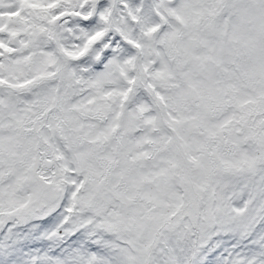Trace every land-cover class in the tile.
<instances>
[{"label": "snow or ice", "instance_id": "1", "mask_svg": "<svg viewBox=\"0 0 264 264\" xmlns=\"http://www.w3.org/2000/svg\"><path fill=\"white\" fill-rule=\"evenodd\" d=\"M0 264H264V0H0Z\"/></svg>", "mask_w": 264, "mask_h": 264}, {"label": "rangeland", "instance_id": "2", "mask_svg": "<svg viewBox=\"0 0 264 264\" xmlns=\"http://www.w3.org/2000/svg\"><path fill=\"white\" fill-rule=\"evenodd\" d=\"M259 117H257V119H258ZM249 119H251V117H249Z\"/></svg>", "mask_w": 264, "mask_h": 264}]
</instances>
